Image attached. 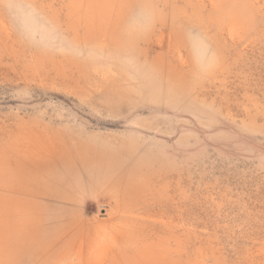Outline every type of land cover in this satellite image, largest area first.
<instances>
[{
  "label": "rangeland",
  "instance_id": "obj_1",
  "mask_svg": "<svg viewBox=\"0 0 264 264\" xmlns=\"http://www.w3.org/2000/svg\"><path fill=\"white\" fill-rule=\"evenodd\" d=\"M0 264H264V0H0Z\"/></svg>",
  "mask_w": 264,
  "mask_h": 264
}]
</instances>
